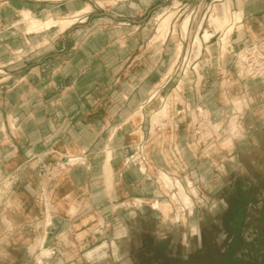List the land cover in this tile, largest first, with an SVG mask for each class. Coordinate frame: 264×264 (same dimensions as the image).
I'll list each match as a JSON object with an SVG mask.
<instances>
[{"label": "crops", "instance_id": "obj_1", "mask_svg": "<svg viewBox=\"0 0 264 264\" xmlns=\"http://www.w3.org/2000/svg\"><path fill=\"white\" fill-rule=\"evenodd\" d=\"M240 3L238 0H0V177L5 186V196L0 202H20L19 211L7 216L14 229L23 228L27 235L34 224L47 221L43 204L46 195L51 196L50 214L56 225L48 233L45 247L51 243L49 240L55 242L59 235L55 233L59 230L57 225L61 223H81L94 217L93 223L97 215L104 221L124 223L125 212L118 216L119 209L125 202L141 198L137 172L121 165L138 144V129L145 138L143 155L150 161L153 155L164 158L161 167L165 169L173 156L167 154L171 141L174 140L176 154L183 159L189 154L188 143L195 142L200 147L212 139L206 141L205 133L198 137V131L192 138L187 119L174 124L175 132L164 129L157 133L161 123L153 129L157 134H152L151 117L161 109L156 100L147 102L158 84L157 57L138 51L156 38L155 16L162 10L175 11L176 17L168 38L162 39L166 42L158 46L175 51L181 45L180 60L194 64L208 60L215 64L206 66L199 74L194 72L202 79L200 92L196 86L193 92L187 88L182 93L186 106H202L213 122L220 121L226 112L222 109L224 95L229 100L237 96L222 87L233 76L232 86L240 83L242 94L254 96L245 111L247 129L254 127L257 123L250 120L254 115L249 111L264 104V79L240 80L236 64L228 63L235 61L231 56L236 51L264 45V0ZM215 9L220 17L228 9L232 18L235 14L243 18L244 31L232 38V51L224 68L217 67V63H223L220 46L223 33L216 32L210 23ZM79 12L82 14L75 25L50 38L44 34L18 35L13 31L14 22L24 13L64 19ZM187 17L191 23L186 34L182 25ZM205 32L213 34L208 43L203 40ZM197 35L203 50L195 59L196 51L191 48ZM180 106V110L185 108ZM139 111L144 120L134 127L131 118ZM226 113L234 114V110ZM261 115L264 117V109ZM113 136L116 198L110 202L105 194L102 167ZM72 155L79 156L83 163L60 171L61 163ZM94 159L99 160L96 169ZM158 171L160 174L161 169ZM61 205L65 211L59 209ZM72 207L74 212L69 214L68 208Z\"/></svg>", "mask_w": 264, "mask_h": 264}, {"label": "rangeland", "instance_id": "obj_2", "mask_svg": "<svg viewBox=\"0 0 264 264\" xmlns=\"http://www.w3.org/2000/svg\"><path fill=\"white\" fill-rule=\"evenodd\" d=\"M89 10L90 8L86 10V12ZM215 10L212 11L211 15ZM223 15L229 16L232 20V16H230L228 9H226ZM174 16L176 17V13ZM175 17H173L171 21H173ZM187 18L190 19L189 17ZM75 20L76 22L74 25L78 22L77 18ZM185 20L187 21V19ZM188 22L191 23V19ZM156 23L157 26L159 22L156 21ZM169 26L171 28V25ZM169 26L167 29L168 32L170 31ZM188 29L186 31L184 29L186 34L188 33ZM168 32L167 38L171 31ZM197 39H200L202 42L201 38L197 35L194 47L191 48L193 52L196 51L195 59L199 58L203 50V44L199 45V43H196ZM165 42L166 41L158 38L156 33V38L152 40L150 45L140 48L138 51V53L142 55L146 54L157 57L158 84L162 81L159 85L158 97L154 99L156 100V105L161 106V109L155 112L151 117L152 134H155L153 129H155L156 126L158 127L161 123L162 125L158 128L159 131L157 130V133L163 132L164 129L175 132L176 129L174 124H176L179 119H187L190 125V134L192 138L196 137L198 131L200 133L198 137H202L203 133H210L212 134V139H209L210 141L206 146L205 144H201L200 147H197L195 142L188 143L189 154H185L184 152L186 157L184 156L183 159H180L182 157H178L174 145L175 142L174 140L171 141L172 144L170 143V149L167 154H173V156H171L170 162H168L169 167L165 169V167H161L164 165V158L153 155L150 161L147 155H143L145 138L142 134L143 139L139 146L140 151L137 156L139 159L135 160L136 163L132 164L133 168L128 171L135 170L138 174L137 170L144 165L148 169L149 174L146 170L143 177H138V185L141 186L143 184V186L153 187L155 193L157 191V194L160 192L161 195H157V197L160 199L163 198L162 200L171 201L175 207V214L162 225H160L154 213L149 209L144 213L137 211V217L133 222L126 221L124 223H117L104 221L101 215H97V221L93 223H91V221L95 219L94 217L87 218L81 223L58 224L57 228H59V230L57 229L55 233H59L57 237L64 235L68 242L77 250L80 260L74 259L71 264H98V255L105 253L111 264H264V126H261V123L264 122V117L261 115L264 104L256 105L254 108L250 109L249 112L254 115V118H250V120L252 121L254 119V122L257 124L255 125L256 127H251L248 131L245 125L246 117L243 114L249 107V101L253 100L252 96L247 95L248 93L241 95L237 94V96H233V98L229 100L228 95L225 94L224 107L222 109L226 110V112L233 109L234 114L223 112L220 121L215 125L213 122L214 120L212 121L211 118H209L207 114L208 111L205 108L204 115H201L199 109L202 106L198 108H194L196 106L192 108L190 104L186 106V102L182 95L184 91L186 92L187 88H189L190 92H193L192 89L194 86L198 87V92H200L202 79L200 80L194 72L197 74L201 73L203 65H201V63L194 64L193 61L188 63L187 60L182 61L179 59L173 73L168 75L173 60L177 57L178 51L177 49L172 51L169 48L166 49L158 46V44H164ZM230 47L228 51H230ZM260 47L263 49L264 45H260ZM221 48L223 51V63H217L218 68H224L227 65L225 59L227 55L230 54L228 51H224L223 46H221ZM165 50H167V53ZM241 50L234 53L235 59ZM181 54L182 51L180 53V58ZM202 64H204V69L206 66H213L214 63L207 61ZM167 75L168 77H166ZM118 81L120 82L121 80H115V83ZM233 82H235L233 76L232 80L228 82L224 81L222 84L223 90L231 93L230 89H232L231 86ZM176 97H181L183 100L182 104L185 108L182 110V114L178 113L179 111L181 112V106L179 105V110H177L175 105L177 104ZM167 99L173 101L174 105L169 116L159 113L163 111ZM239 109L240 111H238ZM159 114L164 116H159ZM154 117L156 120L153 119ZM233 118H237V121L235 119L233 120ZM143 120L144 114L141 113L138 123L136 126H133L138 127ZM233 122H235L236 125L232 128L231 124ZM231 130H235L236 135L239 132L241 138L237 139L234 135L235 133H232ZM137 137L139 144L140 137L138 132ZM176 142L178 143V140ZM110 145L111 146L108 148L115 145V140H113ZM164 146L166 145L164 144ZM197 148H199V151ZM254 150L256 153L253 154L252 152H254ZM245 151L247 152L245 153ZM134 154L135 150L131 156L133 157ZM252 155L254 156L252 157ZM72 157L73 155L64 163H61L60 171L64 172L66 168H77L83 163V160L79 156H77V158ZM106 157L105 150L102 167L106 189L105 194L108 196L110 202H114L112 200L116 198L115 176L113 167L106 163ZM74 159L80 161L74 164L69 163V161L71 162ZM165 159L168 161L167 157H165ZM98 163L99 160H93V164H95L93 165L94 169H96V164ZM181 167L183 169H181ZM97 168L100 169V166ZM159 169H161L160 174L158 173ZM179 171L183 172L178 173ZM44 173L45 171H42L41 175H44ZM162 173L169 178L172 177V180L179 179L180 187L179 185L176 187L175 184H172V186L170 185L175 189H171L169 184L166 186L167 183H164L165 181L161 178ZM51 177L52 176H50V178ZM1 179L0 177V181H2ZM188 183H191L190 188H194L195 192L191 193L192 189H189ZM2 184L3 185L0 186V198L5 196L3 181ZM182 187L186 189L185 192L191 197V203L193 204L188 206L189 208L187 206L184 207L185 205L182 201L175 198ZM94 197H99V195ZM152 197L153 195L151 194L141 193L140 199L144 200V204L149 206V204L152 203L151 201L155 199V197ZM72 198L76 199L73 196ZM43 199L47 221L44 220L42 223L34 224L30 227L27 235L23 232V228L14 229L10 226L8 227V223L6 225L2 222L4 215L8 216V214L13 211H19L20 207L17 204L19 202H0V264L33 263L35 258L38 257V254L43 250H48V248L51 250H55L53 248H63L64 251L72 250L71 246H67L65 243L61 242L60 239H56L55 242L49 240L51 243L45 247L48 233L56 223L50 214L52 212L51 196L46 195ZM78 203L80 202H77V204ZM132 203L133 202L129 201L125 202L126 205ZM134 208H132V206L131 208L125 206V210L122 212L134 210ZM59 209L65 211L66 208L61 205ZM186 209H190L189 211H191L192 215L190 214L189 216L190 212ZM122 212L118 213V216L122 214ZM68 213L70 214L69 208ZM179 216L181 224L177 223V217ZM49 218L51 219V224H49V226L51 225L50 229H48L49 227L46 224L50 221ZM4 220L8 222L7 218ZM45 225L47 226L45 227ZM126 229V235L118 236L120 233L125 234ZM130 233L132 234L130 235ZM198 235H201L202 243L199 242ZM43 236L47 237H45L46 240ZM183 236H186L189 241V245L186 247L182 245ZM38 238L39 240L42 239V241L44 239L45 242L41 240L38 242ZM35 239H37L36 242H38L37 245L39 247L35 246ZM49 239L51 238L49 237ZM113 241L115 244H113ZM33 244L35 245L33 246ZM129 244L131 245L130 247ZM32 246L36 247L35 250ZM29 247L30 250L32 248L30 252H34L32 253V257L28 255ZM129 248H132L131 251ZM115 250H118L119 256L115 255ZM55 251L57 252L58 258L64 260L62 256L59 257L58 255L59 249ZM28 257L31 259L29 262Z\"/></svg>", "mask_w": 264, "mask_h": 264}, {"label": "bare ground", "instance_id": "obj_3", "mask_svg": "<svg viewBox=\"0 0 264 264\" xmlns=\"http://www.w3.org/2000/svg\"><path fill=\"white\" fill-rule=\"evenodd\" d=\"M241 0H238V3H240ZM115 3V2H113ZM243 4V1L242 3H240V5ZM114 5V4H113ZM88 7V6H87ZM240 8V6H238ZM90 8V7H89ZM89 8H87L86 10H88ZM243 8V7H242ZM242 11V9H239V11ZM76 12V11H75ZM237 13V12H235ZM61 14V13H60ZM82 13H76L74 14L73 17H68V18H64V19H56L54 18L53 16H50V15H45L41 18H38L36 16H33L31 13H24L23 16H21L20 18H18L19 20H17L14 24V27H13V31L15 33H17L18 35L20 34H23V35H30V34H36V35H41V34H44L46 35V37H52V36H55L56 34L58 33H61V32H64L65 30H67L69 27H71L72 25H74V23L76 22V18L79 17ZM57 15V14H56ZM59 15V14H58ZM73 15V14H72ZM175 13L173 11H169V10H162L161 12H159L156 16H155V21L159 22L158 23V27H157V35H158V38L160 39H163V40H166L167 39V32H168V26L171 25L170 23L172 22L171 20L173 19ZM234 15V14H233ZM59 17V16H58ZM190 18V17H189ZM187 21L185 20L184 22V25L182 26L185 31L188 29V25L190 24L188 21L191 19H188L186 18ZM210 23L212 24V26L215 27V31L216 32H222L223 35L221 37V46H223V49L224 51H228V48L231 46V41H232V38L236 35V36H241L242 32L244 31V26H243V18H242V15L241 14H235L232 18V20L230 19L229 16L227 15H223L222 17H220L218 15V12H215L211 15L210 17ZM169 29H170V26H169ZM184 29H182V31H184ZM184 31V32H185ZM170 32V31H169ZM168 32V33H169ZM175 34V33H173ZM212 33L210 32H205L204 36H203V39L205 42H209L210 39L212 38ZM175 37V36H174ZM53 39V38H52ZM51 39V40H52ZM237 40V39H236ZM240 40V39H239ZM238 40V41H239ZM237 42V41H236ZM240 42V41H239ZM196 43H199V45L202 44V42L200 41V39H197L196 40ZM25 44L27 45L28 44V40L26 39L25 40ZM240 44V43H238ZM25 45V46H26ZM177 45V44H176ZM256 49H258L260 52H262L264 54V50L258 46V45H254ZM250 46H247L246 48H243L241 50L240 53L237 54L236 56V59L234 62H231L230 61V65H232L233 63L236 64V67H237V70L238 72L237 73H240L239 74V79L240 80H243V81H248L249 78L248 77H245L243 76V74L241 72H243V64H244V61H247V54H248V51L247 49H249ZM200 48V47H199ZM177 51H178V54H177V57L175 60H173V64H172V67L170 68L171 70L169 71L168 75H171L173 73V70L175 68V66L177 65L179 59H180V53L182 51V46L179 45L177 48ZM201 50V49H200ZM16 52H20V50H15ZM232 51V50H231ZM231 51H228L229 53H231ZM235 51V50H234ZM233 51V52H234ZM17 52V53H18ZM208 52H210V50H208ZM232 57V56H231ZM234 57V56H233ZM9 59V58H8ZM17 59V57L13 58V60ZM206 60V59H205ZM208 61V60H207ZM9 63V62H8ZM2 65V64H1ZM202 66V70H203V67H204V64L201 63ZM235 70V69H234ZM236 74V73H235ZM168 75L166 77H168ZM165 77V78H166ZM243 78V79H241ZM187 79V77H186ZM251 79H256V78H251ZM261 79H264L263 77ZM164 80V78H163ZM162 83V81H161ZM160 83V84H161ZM160 84H157L156 88H154L153 90V94L150 95V97L148 98L147 102H152L156 97H158V89H159V85ZM232 89H230L231 91V94H234L233 92L237 93V94H242V89H241V85L240 83H236L234 84L232 87ZM237 89V90H236ZM249 94V93H248ZM179 97V96H178ZM176 97V101H177V104L176 107H177V110L178 109V106L179 105H183L182 102V98H178ZM248 98H250L248 96ZM252 98L254 99V96H252ZM256 98V97H255ZM251 100V98H250ZM252 102L254 100H251ZM251 101H249L250 103H252ZM241 105V104H240ZM173 101H170L169 99H167L166 103H165V106H164V109L163 111L159 112V113H163L165 114V116H169V114H171V111H172V108H173ZM184 106V105H183ZM239 107V106H238ZM242 108V107H240ZM200 111V114L204 115V108L201 107L199 109ZM240 111V109L238 110ZM246 111V110H245ZM245 111H244V116H245ZM182 110L181 112L179 111L178 113L182 114ZM140 114L141 112H137L135 115L133 114V117L131 118V122L134 126H136V124L138 123V120H139V117H140ZM159 114V116H164V115H161ZM208 114V113H207ZM213 115V114H212ZM157 117V116H156ZM238 118V116H237ZM237 118H233V120L235 119L237 121ZM153 119L156 120V118L154 117ZM154 120V121H155ZM218 122H214V124L216 125ZM232 128L235 127L236 123L233 122L232 124ZM261 126H264V122L261 123ZM240 127L242 128V126L240 125ZM236 129V128H235ZM4 130V129H3ZM237 130V129H236ZM140 131V132H139ZM138 133H139V141L140 143L138 145L135 146L134 150H135V154L134 156L132 157L131 155L125 157L123 163L121 164L124 168H126L127 170H130L132 167V164L136 163L135 160L136 159H139L137 158L138 154H139V151H140V144L142 143V132L141 130L139 129ZM232 133H235L234 135L237 137V139H240L241 138V134H239V132L237 133L236 135V132L235 130H231ZM249 131V129H248ZM204 134V133H203ZM212 137V134L210 133H205V139L206 141H208L210 138ZM114 139V136L112 137V140ZM204 139V140H205ZM241 141V140H240ZM122 148V147H120ZM243 149V148H242ZM245 150V149H244ZM248 151V150H247ZM245 151V153L247 152ZM41 152V151H40ZM244 152V151H243ZM249 153V152H248ZM253 154L256 153L255 150L254 152H252ZM106 155H107V160H106V163H108L109 165L112 166V162L114 161L115 159V154H114V150L112 148H108L106 149ZM243 155V153H242ZM254 155H252L253 157ZM251 157V155H250ZM72 158H77V156H73ZM257 160V159H256ZM80 160H73V161H69V163H78ZM121 163V162H120ZM237 167V166H236ZM235 167V168H236ZM106 168V167H105ZM138 171V176L139 178L143 177L146 173V167L143 165L142 168H139ZM252 171V170H251ZM107 172V171H106ZM161 178L162 180H164L165 182L164 183H167L166 186L169 184V186L172 184H175L176 187L177 185H179L180 187V180L179 179H176V180H172V177L169 178L167 175H165L164 173H162L161 175ZM189 189L191 190V193L195 192V189L194 188H190L191 186V183H188L187 184ZM168 186V187H169ZM170 186V187H171ZM174 187H171V189H173ZM170 189V188H169ZM175 189V188H174ZM180 189V188H178ZM138 192L140 193H143V194H151L153 195V197H155V199L153 201H151L152 203L148 205L144 204V200H141V199H136L132 204H124L119 210L122 212L123 210H125V206H128L131 208H134V210H129V211H126L125 212V219L129 222H133L135 221L136 217H137V211H139L140 213H144L147 209H149L150 211H152L154 213V216L157 218V220L159 221L160 225L164 224L167 222V220H169L174 214H175V207L173 205V203L171 201H168V200H162L163 198H158L157 195H161L160 192L159 194H157V191L155 193V190L153 187H150V186H143V184L141 186H139V189H137ZM186 189H184L183 187L181 188V191L178 193V195L175 196V198H177V200H180L182 201V203L185 205L184 207H188L190 206L191 204V197L185 192ZM0 193H1V187H0ZM186 193V194H185ZM175 195V194H173ZM152 197V198H153ZM147 202V201H146ZM179 202V201H178ZM193 202V200H192ZM20 203V202H19ZM180 203V202H179ZM134 206V207H133ZM18 208V207H17ZM189 208V207H188ZM136 209V210H135ZM184 209V208H183ZM188 210V209H186ZM190 210V209H189ZM189 216L190 214L192 215L191 211H189ZM69 211H70V214H72L74 212V208H69ZM119 211V213H121ZM139 214V213H138ZM148 214V213H147ZM140 215V214H139ZM32 216V215H31ZM5 218H7V221L8 222H5L6 220H4ZM177 223L178 224H181V219H180V216L177 217ZM50 219V218H49ZM148 220V219H147ZM2 222H4L6 225L8 223V227L10 226L11 228H14V224H12L10 222V220L8 219L7 215L3 216V220ZM51 222V219L50 221H48L46 224L49 226V224ZM220 222V221H219ZM138 223V222H137ZM204 223V222H203ZM221 224V223H220ZM45 225V227L47 226ZM138 225V224H137ZM142 225V224H141ZM203 225V224H202ZM219 225V224H218ZM145 226V225H144ZM136 229V228H135ZM129 230V229H128ZM151 230V229H150ZM131 231V230H130ZM129 231V232H130ZM132 231H135V230H132ZM17 232V231H16ZM144 232V231H143ZM47 233V232H46ZM45 233V234H46ZM141 233V232H140ZM14 234V233H13ZM119 234V233H118ZM127 234V229L125 231V234L123 233H120L118 236H122V235H126ZM132 233H130L131 235ZM135 235V234H134ZM128 236V235H127ZM199 236V242L202 243V238H201V235H198ZM44 238L46 236H43ZM114 237V235H113ZM126 237V236H125ZM41 238V237H40ZM47 238V237H46ZM45 238V240H46ZM56 239H60L61 242L65 243L67 246H71L72 247V250L70 251H64L63 248H58L59 249V252H58V255L59 257L62 256V258H64V260H61L60 258H58L57 256V252L55 250H51L48 248V250H43L41 251L39 254H38V257L35 258L34 262L33 263H29V264H71L72 261L75 259V260H80V257L78 256V252L77 250L73 247V245H71V243L68 242V240L65 238L64 235H60L58 237H56L54 240ZM194 239V238H193ZM37 239H35V244H33V246L35 245L36 247L38 246V242L42 239L39 240L38 238V242H36ZM115 240V239H114ZM120 240V239H119ZM44 241V239H43ZM42 241V242H43ZM45 242V241H44ZM129 242V241H128ZM174 242V241H173ZM138 243V242H136ZM142 243V242H141ZM41 244V243H40ZM113 244H115V242L113 241ZM132 244V243H131ZM58 245V244H57ZM124 245V244H123ZM182 245L183 246H188L189 245V241L187 239L186 236H183L182 238ZM2 246V245H1ZM34 250L36 247H33ZM41 247H43L42 245H40ZM131 245L129 244V247ZM7 247V246H6ZM39 247V246H38ZM32 248L30 250V247H29V251H28V255L29 257L31 256L32 257V253L34 252H30L32 251ZM122 248V247H121ZM40 249V248H39ZM130 249V248H129ZM132 249V248H131ZM130 249V251H131ZM189 249V248H188ZM171 250V249H170ZM185 250V249H184ZM21 251V250H20ZM187 251V250H186ZM105 252V251H104ZM14 253V252H12ZM21 254V253H20ZM185 254V252H184ZM187 254V253H186ZM115 255L119 256V253H118V250H115ZM23 256V255H22ZM93 256V255H92ZM92 256H90L91 258H93ZM28 257V262L31 260L30 258ZM96 257V256H95ZM20 258V257H18ZM22 258V257H21ZM132 258V257H131ZM135 258V257H134ZM98 264H111L110 263V260L108 258V256L105 254H100L98 255ZM96 259V260H97ZM2 261V260H1ZM96 262V261H95ZM4 263V262H2Z\"/></svg>", "mask_w": 264, "mask_h": 264}, {"label": "built area", "instance_id": "obj_4", "mask_svg": "<svg viewBox=\"0 0 264 264\" xmlns=\"http://www.w3.org/2000/svg\"><path fill=\"white\" fill-rule=\"evenodd\" d=\"M247 51V61H244L243 72L241 73L243 76L248 77L249 80L251 78H264V54L256 49L255 46H250Z\"/></svg>", "mask_w": 264, "mask_h": 264}]
</instances>
